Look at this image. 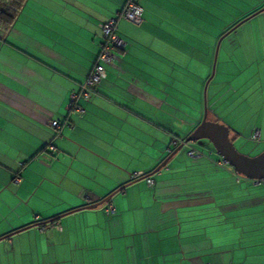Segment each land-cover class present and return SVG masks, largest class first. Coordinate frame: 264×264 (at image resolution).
Returning a JSON list of instances; mask_svg holds the SVG:
<instances>
[{
  "label": "crops",
  "instance_id": "obj_1",
  "mask_svg": "<svg viewBox=\"0 0 264 264\" xmlns=\"http://www.w3.org/2000/svg\"><path fill=\"white\" fill-rule=\"evenodd\" d=\"M126 1L26 0L0 39V264H264V180L188 146L199 154L178 151L148 176L151 186L132 182L200 122V80L224 32L216 75L241 47L245 65L260 60L237 67L241 83H264V11L230 30L264 0H140V24L119 17ZM238 1L245 9L227 14ZM111 17L125 44L90 98L74 100ZM215 89L209 118L228 126L233 143L258 128L264 146V85L241 100L232 94L225 115ZM123 184L112 213L104 203L75 210Z\"/></svg>",
  "mask_w": 264,
  "mask_h": 264
},
{
  "label": "water",
  "instance_id": "obj_2",
  "mask_svg": "<svg viewBox=\"0 0 264 264\" xmlns=\"http://www.w3.org/2000/svg\"><path fill=\"white\" fill-rule=\"evenodd\" d=\"M260 11H264V6H262L261 8L253 12L252 14L248 15L247 17L241 19L230 30L236 28L240 23H242L243 21H245L246 19L250 18L252 15H255L256 13ZM220 40H221V37L218 40L217 45H216L215 56H214V61L212 65V71H211V74L207 82L210 80V78L214 74L216 54L218 51ZM200 139L207 140L212 145L214 151L220 156V158L225 163L229 164L237 174L245 178H248V179L264 180V149H262L260 152L254 155H249V154L240 152L235 147L234 143L229 137L228 126L217 120L209 119L207 116V107H206V104L204 103L203 114H202L200 122L191 130V132L183 139V141L177 147H175L165 158H163L150 173L144 174L138 177L137 179L132 180V182L139 181L141 179H144L158 172L162 167L166 165L168 159L172 157L173 155H175L185 144H189L190 142H197ZM127 184H123L119 186L117 189L107 194L101 200L91 203V204H87L83 207H79L75 210H79L83 208H86V209L96 208L97 206L109 201L117 191L124 188ZM60 216L61 215H58V216H55L54 218H51L50 220H46L45 223L48 221L57 219Z\"/></svg>",
  "mask_w": 264,
  "mask_h": 264
},
{
  "label": "rangeland",
  "instance_id": "obj_3",
  "mask_svg": "<svg viewBox=\"0 0 264 264\" xmlns=\"http://www.w3.org/2000/svg\"><path fill=\"white\" fill-rule=\"evenodd\" d=\"M235 3V2H234ZM243 5H244V7H243ZM237 6H238V8H234V6H232L231 7V9L230 10H227L228 12H227V14H229V15H235L236 13H238V11L239 12H241V11H243L244 9H245V7H246V2H244V3H242V2H237ZM233 8V9H232ZM227 17V18H226ZM222 19H224V21L225 22H227V21H229V19H232L231 17H228V15L227 16H224V17H222ZM224 34H226L225 32L222 34V35H224ZM221 35V36H222ZM220 36V37H221ZM230 36V37H229ZM234 35H232V33L231 34H229L228 35V37H226V39L224 40V42L222 43V44H230L231 43V39H233L232 37H233ZM220 37H219V39H220ZM218 39V40H219ZM218 42V41H217ZM220 44V43H219ZM216 45H217V43H216ZM221 48V47H220ZM222 49V48H221ZM215 50H216V46H215V49H214V56H215ZM240 53H239V52ZM238 51H236V53L234 54V56H233V61H232V64H231V66H230V69H229V67H228V70H227V72H226V74H225V77L223 78V77H221V75H216V70H218V69H216L217 68V61L220 59L219 58V55H218V60H216V62H215V66H214V74L212 75V77L210 78V82L208 81L207 82V80H208V78H207V80H206V78H205V80H200L202 83V96H203V99H202V102H203V108H204V103L206 104V107L208 108V106L209 105H211V102H212V96H213V89L215 88V86H216V94H218V96H219V99H220V102H219V104L218 105H221L222 104V106L224 107V110L222 109V115H225V113H226V111L229 109L230 110V108H231V106H229V104L231 103V102H229V101H231L232 99H233V97H231V95L233 94V95H236V98H239V100H241V99H243V98H247V96L246 95H248V94H250V93H253V92H256V93H258V94H260L261 93V89H262V85H264V83H262V80H259V81H257V83L254 81V79H255V77H252L251 75H250V77L249 76H246V77H244L243 78V80L245 81V82H242L241 83V81L242 80H240L239 79V77L241 78V76H239V74H238V70H237V67H244L243 68V71H245V72H247V70L249 69V70H252L254 67H256L257 66V62L258 61H260V60H254L255 62H253V63H250V65H245L243 62L244 61H246L245 59V50L244 49H242L241 47L240 48H238ZM241 54V55H240ZM244 54V55H243ZM261 56V55H260ZM262 57H264V56H262ZM214 61V60H213ZM236 63V64H235ZM247 63V62H246ZM213 65V64H212ZM232 69H234V71H236V72H233L232 71ZM230 70V71H229ZM211 71H212V69H210V72L208 73V76L207 77H209L210 76V74H211ZM242 71V72H243ZM192 72L193 73H195L194 72V70H192ZM241 72V73H242ZM257 77H258V79L260 78L261 79V75H260V73L259 74H257L256 75ZM206 77V76H205ZM248 77V78H247ZM197 78V77H196ZM249 78L251 79V80H249ZM198 80H199V78H197ZM226 80V81H225ZM248 80V81H247ZM241 85H240V84ZM205 84H206V86H205ZM262 84V85H261ZM255 86H257V89H256V91H254V90H252V88L253 87H255ZM206 87V88H205ZM217 96V97H218ZM232 98V99H231ZM235 99V98H234ZM258 99V98H257ZM256 99V101H258ZM208 101H210V104L208 103ZM245 101V100H244ZM236 102H238V104H239V101H236ZM259 102H260V106H262V98H260L259 97ZM214 103V102H213ZM237 104V103H236ZM202 108V109H203ZM219 108V107H218ZM202 112H203V110H202ZM233 112V111H232ZM201 116H202V114H201ZM200 116V117H201ZM230 117H231V115H230ZM226 120H227V118H225ZM193 123L195 122V120H194V118H193ZM198 121V120H197ZM228 121V120H227ZM223 123V122H222ZM191 144V145H190ZM199 144H205L207 147H201ZM234 145H235V147L240 151V152H242V153H246V154H249V155H254V154H256V153H258V152H260L262 149H264V148H262V147H264V146H262V144H259V143H253V142H251V141H249V140H245V139H242L241 140V142L240 141H235L234 142ZM188 146H193V147H195V146H198L199 148H203V151H201L200 149V151H201V153L202 154H207L208 153V149H210V150H212V151H214V149H213V147H212V145L207 141V140H205V139H200V140H198L197 142H190L189 144H185L180 150H179V154H180V156L181 157H184V159L185 160H189L190 159V156H188L187 155V152H186V150L188 149ZM196 148V147H195Z\"/></svg>",
  "mask_w": 264,
  "mask_h": 264
},
{
  "label": "built area",
  "instance_id": "obj_4",
  "mask_svg": "<svg viewBox=\"0 0 264 264\" xmlns=\"http://www.w3.org/2000/svg\"><path fill=\"white\" fill-rule=\"evenodd\" d=\"M142 12L143 6L140 3V0H127L125 5L123 6L119 17H122L134 24H140L142 22ZM116 17H111L108 20L102 22L101 30L104 36V42L101 45V49L97 55L96 61L88 74L85 80L81 83L78 94L73 96V99L76 100L78 98L88 100L91 96L93 88L105 77V65L111 64L114 58L113 50L115 48H121L124 46L125 41L117 34L116 32ZM75 108L82 112L83 109L79 105H75ZM51 125L53 127L59 128V123L57 120H52ZM249 140L253 143L258 142L259 140V129L254 128L251 131L249 136ZM188 155H198V150L195 148H191L187 152ZM241 176V175H239ZM17 180V177L13 178ZM255 183H259L262 180H253ZM146 182L149 186L152 185L153 180L150 177H146ZM105 214H110L114 211V206L111 201H107L104 203L103 207Z\"/></svg>",
  "mask_w": 264,
  "mask_h": 264
},
{
  "label": "trees",
  "instance_id": "obj_5",
  "mask_svg": "<svg viewBox=\"0 0 264 264\" xmlns=\"http://www.w3.org/2000/svg\"><path fill=\"white\" fill-rule=\"evenodd\" d=\"M25 1L26 0H0V39L3 38L9 27L16 20ZM96 86L93 88V90L96 88Z\"/></svg>",
  "mask_w": 264,
  "mask_h": 264
}]
</instances>
